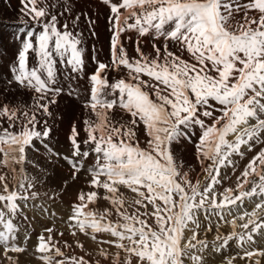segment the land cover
<instances>
[{"label":"snow or ice","instance_id":"1","mask_svg":"<svg viewBox=\"0 0 264 264\" xmlns=\"http://www.w3.org/2000/svg\"><path fill=\"white\" fill-rule=\"evenodd\" d=\"M99 2L105 59L86 56L97 20L78 0H19L0 68V264H264V0ZM61 101L81 109L63 149ZM81 174L69 243L57 208ZM29 211L52 221L31 249Z\"/></svg>","mask_w":264,"mask_h":264},{"label":"bare ground","instance_id":"2","mask_svg":"<svg viewBox=\"0 0 264 264\" xmlns=\"http://www.w3.org/2000/svg\"><path fill=\"white\" fill-rule=\"evenodd\" d=\"M79 8L89 11L90 14L93 16V18H95L96 20L99 19L98 15L101 14V12L107 11L105 6L102 3H100L99 0H78L77 9H79ZM18 9H19V0H8V2H4V1L0 0V50L2 49L1 48V46H2V47H4V49L6 51L5 53H2V51H0V68H2L4 64H6L7 62H9L12 59L13 54L15 53L16 48L18 47L17 42L14 40V34L16 33L17 27L19 25V20H18L19 11H18ZM105 27H106V24H105ZM85 29H87V28H85ZM103 33H104V31H103ZM98 37H99V39H102V36L99 33H98ZM102 40H104V39H102ZM91 42H92V40H91ZM102 43H103V41H102ZM145 45H146V50H147V47H148L147 41H145ZM126 46L129 47L130 51H132V45L131 44H126ZM91 69H89V70H91ZM60 107L63 109V111L66 115H65L64 124L61 125L62 127H64V129H61V130L59 129L56 133V137L60 141V144L62 145L61 149H63L64 148V135H65V132L67 130L69 121L71 119H74L76 116H79L81 109L79 108L78 105L68 107L66 101H61ZM180 151L185 154L186 159L189 162H194L190 146L189 147L182 146L180 148ZM250 155H252V154L250 153L249 156ZM245 162L246 161L241 162V165H240L241 168L243 167V163H245ZM197 171H199L198 168H197ZM238 174L239 173H237V175ZM234 181H235V176H233L232 181H230L229 184H227L225 186H234ZM97 204H99V202H97ZM252 206L253 205H251V204H247V208L249 211L251 210ZM209 238H211V237H209Z\"/></svg>","mask_w":264,"mask_h":264},{"label":"rangeland","instance_id":"3","mask_svg":"<svg viewBox=\"0 0 264 264\" xmlns=\"http://www.w3.org/2000/svg\"><path fill=\"white\" fill-rule=\"evenodd\" d=\"M2 1L8 2V0H2ZM79 9H81V8H79ZM85 11H87V10H85ZM107 14H108L107 11H103V12H101V14H99L100 16L98 15L99 19L97 20V26H96L97 37L96 38H90V39L87 40V45H88V52H86V56L87 57H90L91 54H92V45H95V47L97 49H101L102 50L100 52V58L101 59H104V58L107 57V54H108V39H109V32H108V27H107V22H106ZM105 24H106V27H105ZM81 27L85 31V33L87 34V31H86L87 29H85L86 26H84L83 20L81 22ZM103 31H104V33H103ZM98 33L102 36V39H104V40L99 39ZM91 40H92V42H91ZM102 41H103V43H102ZM125 44H130V43H128V41L125 40ZM92 67H93V64H92L91 60L89 59L88 60V68L91 69ZM61 129H64V127L60 126V130ZM61 146L62 145L59 144L60 148H61ZM57 174H58L57 175V182H58L59 179L63 176V173L58 171ZM64 178H66V177H64ZM83 184H84V176H83V174H81L80 179L76 183L69 184L68 192L63 198V205L62 206H58V208H57V216L61 217V218H58L55 221V226L60 231H64L65 232V235H64L63 239L67 240L69 243H72V237L68 234L66 226L64 224V221L67 219L68 215L70 214V208H69L70 201L75 198L76 190L81 188V186ZM83 190L84 191H89L90 189L87 188V187H84ZM121 191L124 192V194L129 199H132L134 197V195H135V194L131 193L129 190H127V189H123L122 188ZM98 202H99V204H96L95 207H97V208H99L101 210H103V208L108 206L107 202L105 200H103V199L99 200ZM27 214H28L30 219L34 215L36 216V222L32 225V227L34 228L35 231L32 233L31 241L29 242V248L31 249L36 243V235L42 230V226H52V221H50L47 217H41V216H39L38 214H36V213H34L32 211H29ZM79 239L84 243L85 249H87L88 251H90V252L94 251V249L96 248V244L92 240L84 237L83 235H81L79 237ZM113 251H115V249H113ZM77 253L81 254V255L83 254V253L80 252L79 249H77ZM21 264H38V261H36L35 259H33L32 257H30L28 255H25V256L21 257Z\"/></svg>","mask_w":264,"mask_h":264}]
</instances>
